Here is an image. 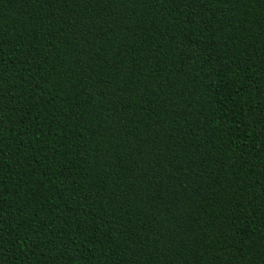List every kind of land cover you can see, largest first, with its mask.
<instances>
[{"label":"trees","instance_id":"obj_1","mask_svg":"<svg viewBox=\"0 0 264 264\" xmlns=\"http://www.w3.org/2000/svg\"><path fill=\"white\" fill-rule=\"evenodd\" d=\"M0 264H264V0H0Z\"/></svg>","mask_w":264,"mask_h":264}]
</instances>
